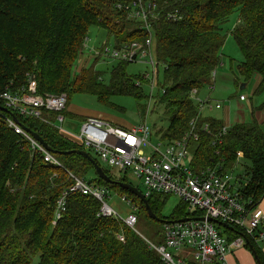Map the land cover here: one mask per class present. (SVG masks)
Here are the masks:
<instances>
[{"label": "trees", "instance_id": "16d2710c", "mask_svg": "<svg viewBox=\"0 0 264 264\" xmlns=\"http://www.w3.org/2000/svg\"><path fill=\"white\" fill-rule=\"evenodd\" d=\"M155 1L162 15L153 23L154 50L159 65L166 67L163 92L158 94L159 104L165 106L168 115L167 129L160 132L163 139L181 137L198 113L190 93L213 83L212 75L222 63L227 38L224 26L237 11L239 22L231 35L243 55L238 73L243 82L258 75L261 80L254 93L264 92V0ZM117 2L0 0V95L6 87L13 91L26 89L34 79L39 94L62 93L67 89L69 102L78 93L93 94L110 106H114L109 99L112 95L139 100L145 97L146 80L142 76L140 85L134 82L126 69L129 62L112 65L107 83L101 79L103 72L93 65L81 66L80 73L73 70L84 53L85 38L92 25L107 30V42L112 46L145 40L146 30L129 17L127 10L117 9ZM172 9H179L181 17L177 21L164 15ZM8 109L0 108V264H166L135 230L115 217L98 215L101 202L90 195L70 192L66 209L54 224L57 200L73 182L66 169L85 177L88 170L95 168L88 158L75 153H54L66 169L47 162L43 153L25 135L17 133L8 119L38 132L58 152L83 146L60 133L52 123ZM63 114L69 115L67 109ZM252 114L251 121L230 125L222 143L216 145L211 142L213 133L225 124L219 118L202 116L199 124L207 122L212 130L211 134L202 135L201 144L194 150V165L198 168L224 159V167L231 168L240 153L252 167L246 171L243 195L258 204L264 197V123ZM45 115L53 121L56 118L54 112ZM93 181L136 202L140 207L138 223L144 222L151 229L146 236L158 243L164 240V221L190 214L183 203L170 217L163 216L161 211L167 200L163 197L168 195L154 193L147 200L153 213L163 221L153 219L144 202L128 189L99 176ZM224 230L230 239L241 233L236 227ZM121 233L125 235L124 241L119 239ZM248 239L245 246L252 252V245L264 264L260 246ZM208 264L225 263L215 260Z\"/></svg>", "mask_w": 264, "mask_h": 264}, {"label": "built area", "instance_id": "2783aa9c", "mask_svg": "<svg viewBox=\"0 0 264 264\" xmlns=\"http://www.w3.org/2000/svg\"><path fill=\"white\" fill-rule=\"evenodd\" d=\"M117 9L127 10L129 17L139 21L140 28L146 30L147 36L144 41L135 40L111 46L105 41L100 46H89V38H85L84 47L95 58H111L117 62L126 61L134 63L144 60L150 66L151 71L146 72L143 78L151 84L152 89L158 83L160 74L159 61L154 53L155 25L153 24L162 15L155 0H118ZM169 20L177 21L181 14L178 10H169L165 14ZM215 73L213 72L210 84L214 88ZM141 82V81H140ZM140 82L138 84L140 85ZM26 89L13 91L9 88L0 95L4 106L13 111L31 118H38L46 123L54 124L62 134L70 136L73 141L83 146L89 153L95 152L97 157L108 166L116 168L119 172L133 171L140 177L145 185L146 198L154 193L162 195H177L186 203L188 213L181 219H169L163 222V237L161 243L153 242L142 231L137 229L140 207L126 194L122 196L132 210L124 218L109 203L111 189L89 181L83 176H78L66 169L62 162L51 151H48L37 139L19 125L15 120L8 119L9 124L17 133H22L30 141L33 147H37L43 153L44 159L57 165L69 173L72 185L69 190L57 200L55 211L56 224L66 209V196L70 192H79L90 195L101 202L98 215L115 217L142 236L150 248L157 250L166 264H208L219 260L227 264V255L236 248H241L249 241L248 237L256 244L264 240V211L260 202L244 197L242 192L241 178H236V184L232 182L230 168H225V160L217 161L213 165L195 167L194 150L201 144L203 134H211V125L207 122L199 124L202 117V108L217 109L222 107L220 102L212 103L210 99L200 100L199 89L191 91L190 96L197 106L198 113L192 118L187 130L179 138L163 139L162 135L156 134L147 122L132 126H121L100 116H88L79 124V132L73 133L64 128L66 115L63 112L68 106L66 92L61 94H39L36 81L31 80ZM245 95H240L245 100ZM209 104V105H208ZM54 112L55 120H51L45 114ZM230 125L226 124L214 134L212 144H220L229 131ZM152 133L156 141L149 137ZM148 149V152L145 151ZM91 154V153H90ZM241 157L242 155H238ZM241 186L237 187V184ZM207 217L217 218L231 227L238 228L241 233L234 238H228L224 228L221 230L216 223ZM121 241L125 240L123 233L119 234ZM248 240V241H246ZM190 251L193 260L186 257Z\"/></svg>", "mask_w": 264, "mask_h": 264}, {"label": "rangeland", "instance_id": "374dc122", "mask_svg": "<svg viewBox=\"0 0 264 264\" xmlns=\"http://www.w3.org/2000/svg\"><path fill=\"white\" fill-rule=\"evenodd\" d=\"M239 17V12H235L232 14L228 20V23L225 24L223 32L225 36H227L226 41L223 45V57L222 63L215 70V84L214 88L210 86L200 88L198 95L200 100L206 101L210 99L212 103L220 102L223 105V109H217L214 107L213 109L202 108V116L205 118H219V114H223V112L229 108L230 109V118L229 124L234 125L236 123V119H240L245 122H249L252 119V112L257 115L259 121L264 123V92L262 93H254L253 89L255 85V77L253 80L247 82L246 87L241 88V83H243L242 77L238 73V63L242 61L243 55L241 50H239L234 37L231 35L232 29L237 25V18ZM89 38V46L93 44L94 46H100L108 39L107 30L101 28L97 25H92L87 34ZM112 46V45H111ZM155 53V50H154ZM80 59L78 58L75 63L73 70L74 72H81L82 67L86 66L87 68L91 65L94 66L96 70H100L103 72L101 79L104 80L105 83L108 82L110 78L111 66L116 64L117 61L111 58H99L95 59L94 56L90 55L88 49L84 47V53L80 54ZM155 57L156 53H155ZM97 60V61H96ZM79 63H81L79 65ZM84 65V66H83ZM82 66V67H81ZM160 74H159V82L156 83L154 89L152 90L151 84L147 81L143 82V90L144 96L143 98L136 99L132 96L128 95H112L110 96V101L114 104V106L105 105L101 103L95 95H89L85 93L73 94L71 96L70 102L68 101V106L66 109H70L72 112L76 114H93L94 112H101L107 118H111L116 120L117 122L123 124H132L138 125L143 122H147L148 126L153 128L156 134H160V132L164 133L167 129V116L165 106L163 104H159V93L163 92V86L165 84V70L164 64L160 65ZM127 72L129 76L134 80L135 83L138 84L140 82V78L146 74V72H150L152 68L146 63L144 60H137L134 63L129 62L126 65ZM239 77V83L237 82ZM7 90V87L6 89ZM4 90V91H5ZM67 89L62 91L66 92ZM50 91H48L49 93ZM4 93V92H3ZM57 92H50V94H56ZM61 94V93H57ZM245 95L247 100H241L240 95ZM68 96V94H67ZM209 105V104H208ZM259 106H263L261 109L257 108ZM5 107V106H3ZM7 107V106H6ZM69 107V108H68ZM255 108V109H254ZM254 109V111H253ZM67 119L64 123V128L72 131L73 133L79 132V124L82 121L81 116H69L66 115ZM106 118V117H105ZM220 119L225 120L223 117ZM109 120V119H108ZM70 121V123H69ZM111 121V120H109ZM74 126L72 125V123ZM113 122V121H112ZM264 128V127H263ZM26 130V129H25ZM28 132V131H27ZM30 133V132H28ZM61 133V132H60ZM30 136L32 134L30 133ZM33 137V136H32ZM34 138V137H33ZM35 139V138H34ZM152 141L157 143L156 136L152 133L149 137ZM145 151L148 152V149L145 148ZM93 158H96L101 167L108 171L111 176L115 180L121 181L124 177L127 178V182L133 186L138 187L142 191H145V185H143L140 177H138L133 171L126 170L123 172H119L116 168L108 166L104 161L97 157L95 152H90ZM248 167H251L250 161L244 159L243 156L238 157L236 163L233 167L230 168V172L232 173V182L236 184V178L240 177L242 183H246V171ZM98 177V173L95 169L91 168L87 171V175L85 178L89 181L95 180ZM241 186V183L237 184V187ZM122 196L115 189H111V197L108 200L110 205H112L124 218L127 214L132 210L127 201L122 200ZM163 199H167L161 211V214L165 217H170L177 207H181L183 205L182 199H180L177 195L170 194L167 197H163ZM144 213V207L142 209ZM221 230L224 227L216 224ZM137 228L143 233L148 234L151 232L147 226H145L144 222H139L137 224ZM149 238V237H148ZM150 239V238H149ZM156 243L157 239L152 240ZM247 250V249H246ZM248 251V255L250 258L243 260V264H257L255 255L252 254L251 251ZM188 260H193V254L190 253L186 256ZM37 261V260H36Z\"/></svg>", "mask_w": 264, "mask_h": 264}, {"label": "water", "instance_id": "95a60500", "mask_svg": "<svg viewBox=\"0 0 264 264\" xmlns=\"http://www.w3.org/2000/svg\"><path fill=\"white\" fill-rule=\"evenodd\" d=\"M246 85H247V82H243V83H241V88H244V87H246ZM3 111H8L9 109H8V107H3V106H1L0 107ZM25 129H26V131H28V132H30L31 134H32V136L35 138V139H37L42 145H44L45 146V148L48 150V151H51V152H53V153H58V154H63V155H65V154H69V153H75V154H78V155H82V156H84L85 158H88L91 162H92V164H93V166H94V168H95V170H96V172H98V175H99V177L100 178H102L104 181H106V182H108V183H110V182H113V183H118L120 186H122L124 189L126 188V189H128L130 192H132L136 197H138V199L139 200H142L143 202H144V204H145V207H146V210L148 211V214L153 218V219H157V220H159V221H163L157 214H154L153 213V211H152V209H151V207H150V204H149V201L147 200V198H146V196H145V194H144V192L141 190V189H139L138 187H136V186H133V185H131V184H129L127 181H119V180H114L113 178H111V177H109L108 175H107V173L106 172H104V170H103V168L101 167V165L98 163V161L96 160V158H93L92 156H91V154L87 151V150H85V149H83V148H79V149H71V150H65V151H60V152H58L57 150H54L53 148H52V146L51 145H48L45 141H44V139L42 138V136L38 133V132H34V131H31L29 128H27V127H25ZM207 219L208 220H210L211 222H215L216 224H218V225H220V226H222V227H224V228H233V227H231L230 225H228L227 223H225V222H221L219 219H217V218H211V217H207ZM246 241H248V240H246ZM249 242V241H248ZM251 246V248H252V252H253V254L255 255V257H256V259H257V261H258V264H262L261 263V260H260V257H259V255L257 254V252H256V250L253 248V246L252 245H250Z\"/></svg>", "mask_w": 264, "mask_h": 264}, {"label": "crops", "instance_id": "0c3cea01", "mask_svg": "<svg viewBox=\"0 0 264 264\" xmlns=\"http://www.w3.org/2000/svg\"><path fill=\"white\" fill-rule=\"evenodd\" d=\"M237 22L236 23H238L239 22V17L237 18V20H236ZM255 78V85H254V89H253V94H254V91H255V88H256V86L259 84V82H260V77L258 76V75H255L254 76ZM214 84H215V82H214ZM245 100H247V99H245ZM244 100V101H245ZM263 107V106H262ZM261 107V108H262ZM69 108V107H68ZM222 109H223V105H222V107H221ZM220 109V108H219ZM221 110V109H220ZM67 111L69 112V116H81V120H84L86 117H88V116H93V115H96V116H100V117H102V118H104V119H106V120H111V121H113L114 123H116V124H119V125H121V126H132V124H121V123H119V122H117L116 120H114V119H111V118H107V116H105L103 113H101V112H94L93 114H87V115H84V114H76V113H74V112H72L70 109H67ZM106 117V118H105ZM218 117H219V119H220V117H223L225 120H222L223 121V123L226 125V124H228V125H230L229 124V118H230V109L229 108H227L224 112H223V114H219L218 115ZM256 118H257V115H256ZM258 119V118H257ZM259 120V119H258ZM242 120H240V119H236V123L238 122V123H240ZM264 121V120H263ZM69 123H70V121H69ZM72 123V122H71ZM72 125L74 126V124L72 123ZM63 135H65V136H67L70 140H72L73 141V139L70 137V136H68V135H66L65 133L63 134ZM74 142V141H73ZM97 160V159H96ZM104 170V169H103ZM104 172H105V170H104ZM98 173V172H97ZM107 173V172H106ZM108 175V174H107ZM99 176V175H98ZM109 177H111V178H113L112 176H111V174L110 175H108ZM114 179V178H113ZM125 179H127L126 177H124V179H122V180H125ZM115 180V179H114ZM260 207L263 209V211H264V197L262 198V200L260 201ZM259 246H260V248H261V251H262V254L264 255V240H262V241H260L259 242ZM249 250V251H251L248 247H246V246H244V247H241V248H236L235 250H233L232 252H230V254H228L227 256V264H243V260H245V259H248V258H250V255H248L249 253H248V251L247 250ZM253 254V253H252Z\"/></svg>", "mask_w": 264, "mask_h": 264}]
</instances>
